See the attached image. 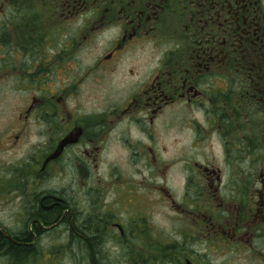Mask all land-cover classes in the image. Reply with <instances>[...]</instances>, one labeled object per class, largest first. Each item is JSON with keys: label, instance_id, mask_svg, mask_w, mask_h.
Returning a JSON list of instances; mask_svg holds the SVG:
<instances>
[{"label": "flooded vegetation", "instance_id": "1", "mask_svg": "<svg viewBox=\"0 0 264 264\" xmlns=\"http://www.w3.org/2000/svg\"><path fill=\"white\" fill-rule=\"evenodd\" d=\"M0 264H264V0H0Z\"/></svg>", "mask_w": 264, "mask_h": 264}, {"label": "water", "instance_id": "2", "mask_svg": "<svg viewBox=\"0 0 264 264\" xmlns=\"http://www.w3.org/2000/svg\"><path fill=\"white\" fill-rule=\"evenodd\" d=\"M53 157V156H52Z\"/></svg>", "mask_w": 264, "mask_h": 264}]
</instances>
